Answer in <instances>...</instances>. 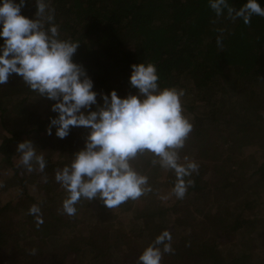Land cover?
Segmentation results:
<instances>
[{
    "label": "trees",
    "instance_id": "16d2710c",
    "mask_svg": "<svg viewBox=\"0 0 264 264\" xmlns=\"http://www.w3.org/2000/svg\"><path fill=\"white\" fill-rule=\"evenodd\" d=\"M244 2L228 0L234 9ZM259 2L264 7V0ZM48 3L54 9L52 23L58 28L59 38L79 42L72 59L86 69L98 94L113 89L120 97L135 94L137 90L128 77L130 66L139 62L155 65L160 88L183 89L181 98L191 99L184 108L192 114V130L178 152L183 160L195 161L199 168L184 177L193 183L185 196L177 199L172 193L174 172L154 164L158 157L152 153H138L130 164L147 177L149 189L137 199L138 209L126 213L134 201L131 199L107 208L99 199L81 198L75 205L76 213L85 221L76 219L75 214H65L62 201L67 193L53 178L51 164L55 161L49 159L43 172L38 168L29 172L19 164L20 154L16 152V145L23 139L33 142L39 138L45 143L47 155L59 149L61 165L70 164L71 150L65 149L62 139L45 131L49 117L55 115L50 110L53 101L36 94L12 74L7 84L0 85V161L9 171L0 176V191L10 198L0 203V264H137L140 253L164 230L171 234L174 252L164 253L161 264L219 263L215 240L225 235L248 204L242 202L238 213L234 203H206L207 195L232 192L238 200L236 194H245L250 183L264 188V166L253 159L251 165L256 167L249 177L229 170L218 184L208 180L206 174L220 169L222 161L212 162L206 172V159L221 149L216 145L218 139L232 148L234 142L241 148L264 145V111L254 99L264 94V17L253 15L248 24L240 18L232 20L226 10L218 17L208 0ZM35 11V0H26L21 13L32 18ZM218 36H222L219 46ZM31 95L45 102L44 115L25 104ZM200 104L203 110L198 108ZM87 130L70 128L64 142ZM22 195L28 201L27 208L18 204ZM33 206L38 211L30 213ZM200 209L205 211V218H198V224L212 220V225L202 229L203 237L196 233L191 219ZM255 234L264 239L263 218ZM242 255L235 251L228 264L239 262Z\"/></svg>",
    "mask_w": 264,
    "mask_h": 264
},
{
    "label": "clouds",
    "instance_id": "9594fccd",
    "mask_svg": "<svg viewBox=\"0 0 264 264\" xmlns=\"http://www.w3.org/2000/svg\"><path fill=\"white\" fill-rule=\"evenodd\" d=\"M25 2L0 0V85L16 74L36 94L53 101L50 110L55 115L49 117L45 129L48 135L63 139L70 128L88 129L84 147L54 176L67 193L62 201L63 212L74 215L81 198L99 199L107 208L139 198L149 190L147 177L133 169L130 160L146 151L158 157L154 164L174 172L172 193L182 199L193 183L184 177L199 168L186 157V163L179 162L178 150L192 130L182 113L183 89L160 88L155 65L139 62L130 66L128 77L137 90L135 94L120 97L114 89L98 94L86 69L72 59L79 42L59 38L58 28L52 23L54 9L48 0H35L32 18L21 13ZM208 4L218 17L226 10L229 18H240L244 24L253 15L264 17L259 0H245L238 9L228 0H208ZM221 39L217 37L218 46ZM16 152L20 154L19 164L29 172L33 163L43 172L46 162L31 140L19 142ZM37 211L35 206L29 209L30 213ZM171 239L168 230L162 231L140 253L137 264H161L164 253L174 252ZM35 251L32 249V254Z\"/></svg>",
    "mask_w": 264,
    "mask_h": 264
},
{
    "label": "rangeland",
    "instance_id": "374dc122",
    "mask_svg": "<svg viewBox=\"0 0 264 264\" xmlns=\"http://www.w3.org/2000/svg\"><path fill=\"white\" fill-rule=\"evenodd\" d=\"M254 99H256V101L259 102V109L264 111V94L259 93L257 97ZM180 100H181L183 115L186 116L189 120H191L190 118L192 117V114L190 113V111H186L184 108V106H187L190 104L191 102L190 97H188V99L187 97H184V99L180 98ZM25 104L27 106L30 104L33 105L34 111L36 110L41 115L45 114V111H44L45 102L43 101L42 103L39 97H35L31 95L25 101ZM202 107H203V104H200L198 108L203 110ZM87 134H88V130L86 132H77L76 134H74L73 140H71L70 142H64L66 141L65 139L61 140L63 143V146L66 147L65 149L71 150L70 154H68V157L73 158L74 153L84 147V139L87 136ZM24 140L25 139H23L22 141ZM33 144H34L36 153L38 155L43 156L46 164L51 159H53L52 161H55L51 164L53 167V170L55 171L54 174L56 173L57 170L62 169L64 167L63 165H61V161L63 158L58 157L59 149L53 150V152H51L52 154L49 156L45 153L46 152L45 151L46 147L44 146L45 143L41 141V139L34 138ZM237 144H238L237 142H234L233 145H236V146L232 148L231 145L229 146L226 143H222L220 139L217 140L216 145L217 147L221 146V149L219 148L217 152H213L211 156L208 159H206L207 161L206 162V165H207L206 172L208 170L209 165H211L212 162H215L217 159L219 160L218 162L222 161V163H221L220 169L216 170V172H215V169L209 171L207 174L205 172L206 178L208 180L214 183L217 182L218 184L219 183L222 184V181L227 177L226 172H228L229 170L236 171V174H242V177L247 178L249 177L253 168L256 167V166L251 165L253 159L255 161V164L257 165L262 164L264 166V145H262L263 147L261 148H259V146H253V147L244 146L241 148L237 146ZM222 150L224 152L220 155V151ZM179 156H180V161L182 162L185 161L183 160L184 156H181V153H179ZM225 157H227V160H224ZM5 165L6 164L4 161L3 162L0 161V176L3 174L4 175L9 174V171L5 170V167H6ZM33 169L34 170L37 169V166L35 165V163H33ZM152 170H156V169H152ZM174 178L176 179L175 174H174ZM207 185H211V184L207 183ZM162 190L163 188L161 189V192ZM246 191L247 192L245 194L242 193L239 195V192L236 194L238 200L235 199L234 194H232V192L225 193V194L217 192L215 193V195H212L211 193L207 195L206 203L219 204V202H222V200L227 203H234V205H237L238 213H239V209L241 207L242 202L245 204H248L247 206L244 207L242 216L240 218L238 217L233 222V225L230 228H228L225 235L215 240V244L217 245L216 249H218V251L220 252L219 253L220 254L219 263H215V264H228V260H230L233 257V254L235 253V251H239L244 254L242 255V258L239 259V262H235V264H264V262H261V259L262 258L264 259V252H263L264 246L261 245V243L264 242V239H261V236L259 235L257 236V234H255V230L258 227H260V221H262V218L264 220V188L256 187V185L250 183ZM225 196L230 197V198L227 199ZM223 197L224 199H222ZM9 199H10L9 196L6 193H4L3 191H0V203L8 201ZM14 199H16V196H13V200ZM137 199L133 201L131 206H129L126 213H130L131 210L135 211L136 209H138L139 206L137 205ZM164 200L167 203V198H164ZM18 204L23 206V208H27L28 201L26 197L22 195L20 199L18 200ZM192 208L193 207L190 205V209ZM204 213L205 211L203 209L202 210L200 209L196 211V214L193 216V218H191L192 220H194L195 228L197 231L196 233H198V235L202 237H203V232H204L202 229H204V227L205 228L207 227L206 224L212 225L211 219L204 221L205 223L200 222L198 224L199 222L198 218L200 219L202 217L205 218V216H203ZM75 218L81 219V214H78V212L75 213ZM126 218H123V221L125 223L127 222ZM81 221H85V220H83L82 218ZM176 232L180 233L179 229ZM208 234L209 233H207V235ZM260 246L262 248H260ZM259 248H260V251L258 252Z\"/></svg>",
    "mask_w": 264,
    "mask_h": 264
}]
</instances>
